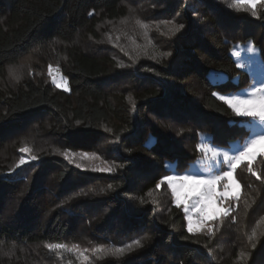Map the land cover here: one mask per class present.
I'll use <instances>...</instances> for the list:
<instances>
[{
	"label": "trees",
	"instance_id": "obj_1",
	"mask_svg": "<svg viewBox=\"0 0 264 264\" xmlns=\"http://www.w3.org/2000/svg\"><path fill=\"white\" fill-rule=\"evenodd\" d=\"M127 1L0 0V249L10 252L0 264H52L45 243L111 249L135 240L143 247L121 258L92 253L91 264H264V183L246 165L236 173L237 222H215L212 236L189 233L166 185L155 189L198 160L204 137L226 146L244 136L248 119L213 93L243 87L237 43L252 41L264 59V8L256 18L228 7L231 0H158L142 19L183 18L187 27L161 37L153 30L160 53L170 55L136 61L113 45H93L103 25L127 16ZM27 57L28 76L10 81L9 68ZM49 64L68 91L52 84ZM105 140L117 142L111 174L81 171L54 151L94 152ZM34 144L39 158L12 171L19 149ZM254 169L264 174V157Z\"/></svg>",
	"mask_w": 264,
	"mask_h": 264
},
{
	"label": "snow or ice",
	"instance_id": "obj_2",
	"mask_svg": "<svg viewBox=\"0 0 264 264\" xmlns=\"http://www.w3.org/2000/svg\"><path fill=\"white\" fill-rule=\"evenodd\" d=\"M227 2V0H226ZM228 7L233 8L238 12H250L251 16L261 18V9L264 8V0H231L228 3ZM92 13H89L91 15ZM136 23L145 30L150 25L137 20ZM165 26L171 25L169 31L172 34L180 31L184 27L183 24L176 25L173 21H165ZM159 25L156 28L159 29ZM119 39V38H117ZM134 43V41H133ZM123 50V49H122ZM247 52L255 54L258 49L255 44L249 43L247 46ZM232 54L237 58L240 57V51L233 49ZM162 57L169 56L170 53L164 52L159 54ZM152 59H156L155 56ZM135 62V61H134ZM120 64L118 67H124ZM238 68H244L243 63L237 64ZM55 73V74H54ZM9 74L17 83L20 81L21 76L18 74L17 68H9ZM48 76L51 78V82L57 88H63L64 91H68V80L60 74L59 68H53L51 64L48 65ZM214 96L222 101L236 117L248 118L249 121H254L252 125L253 134L249 139L245 141L242 147L235 153L224 151L214 145L208 143H198L196 145L197 150L201 153V161L217 166L218 172L211 176L203 174H196L190 171L184 173L174 172L169 175H165L159 179L155 185L156 190H161L162 186L167 187L171 195V202L176 208L183 207L185 213V219L187 221V231L189 233H202L206 232L209 236L215 233V222H222L225 218L231 216L232 222H237V217L233 215L239 207L241 201V183L236 177L237 170L246 165L248 173L254 176L257 180L264 183V174L254 169V163L258 157H264V149H257L258 145H264V82L253 84L249 86V90H242L240 93H226L218 94L213 93ZM135 106V105H133ZM260 131H255L256 128ZM110 131V129H106ZM59 155H62L69 163H75L77 168H82V163H76V157L83 160H96L100 159L95 152L88 153H75L68 150L60 151L55 149ZM21 153H31L32 149L24 146L19 149ZM39 157L31 154L28 159L21 156L19 162L15 165V169L20 168L31 161L37 160ZM227 170H224V167ZM113 165L108 164L107 161L103 162L101 167H93L91 170L95 172L111 173L115 171ZM109 189L113 188V185H108ZM149 196L152 195L150 191ZM144 200L141 198V203ZM152 203H156L153 199ZM251 205L245 201V210ZM195 209L196 220H193L192 210ZM264 220V217H261ZM195 224V227H194ZM256 233L253 230L252 235L248 237L249 241H252ZM255 247V244L252 245ZM44 247L51 253H55L58 258H62L60 253L62 250L68 253H75L79 264H91L89 257L85 254L88 250H80L78 246L69 248L63 243H45ZM143 247L140 240H135L131 244L124 245L122 247H113L108 249L104 244H98L90 251L93 254L104 253L115 258L123 257L127 252L132 251L133 248ZM207 247V245L205 246ZM0 255H10V252H4L0 249ZM243 255V254H241ZM71 264V262H69Z\"/></svg>",
	"mask_w": 264,
	"mask_h": 264
},
{
	"label": "rangeland",
	"instance_id": "obj_3",
	"mask_svg": "<svg viewBox=\"0 0 264 264\" xmlns=\"http://www.w3.org/2000/svg\"><path fill=\"white\" fill-rule=\"evenodd\" d=\"M135 0H128L126 2V4L129 6V11L127 16L117 20V21H112V22H107L105 25H103L102 27L104 28L102 30V39L93 44L95 48H100L99 46H102V44L104 45H113V47L115 46V50L116 51H120L123 54L127 55L128 57L133 58V60H140L142 58H145L148 54L149 55H153L156 56L157 53H160V48L157 46V43H155V36L153 34V30H157L156 25L160 26L159 33H157V36H166L170 33L169 28L171 27V25L165 26V23H160V24H156V23H152L153 20H150L148 17L147 20H144V18L142 19V9L145 8L147 9V12L149 14L156 12L155 9H157V6L161 5L158 4V0H147L146 2H141L139 3V5L134 4ZM152 3H155L156 6H152ZM147 13V14H148ZM146 14V15H147ZM144 15V14H143ZM140 20L143 23H146L148 25H150V27L147 29V34L145 35V30L142 29L137 23L136 21ZM186 23V20H184ZM183 21V18H178L173 20V22L176 25H180L183 24L184 27L180 29V31L178 32H182L183 29L185 27H187V23L185 24ZM178 32H175L176 34ZM119 38V39H117ZM134 41V43H133ZM249 43L254 44L252 41H248L245 43H237L233 49H236L238 51H240L241 55L239 58H237L236 56L233 57L235 59V61L238 63H243L245 65L244 68H241L244 71V76L242 79L243 82V87L241 89H238L237 91H233L230 92L232 94L235 93H240L242 94V90H249V86L253 85V84H258L260 82H264V59L261 55L260 49L257 47L258 51L255 54L249 53L247 52V46ZM123 49V50H122ZM119 52V53H120ZM30 58L31 57H27L24 60L21 61L20 64H18L17 66L11 67V68H17L18 69V74L21 76V79H23L24 77L28 76V74L30 73ZM53 68H57L55 65H52ZM46 74L48 76V66L46 67ZM55 74V73H54ZM61 74V73H60ZM8 78L10 81L12 82H17L16 80H14L12 78V76L9 74ZM20 79V80H21ZM49 79L51 80V78L49 77ZM234 82L237 83L239 82V78H235ZM63 89V88H61ZM248 119V118H247ZM243 127L241 128V131L244 132V136L240 137L239 139H237L234 142L229 143L228 145L224 146H216L224 151H228L230 153H235L237 152L242 145L245 143V141L247 139H249L251 137V135L253 134V128L252 125L255 124L254 121H249V120H244V122H242ZM255 131H260V129L257 127L255 129ZM28 141V140H26ZM203 143H208L213 145L211 142H209V139H206V137H204V141ZM47 144L50 145V142H48ZM27 146L29 148L32 149L31 153H21L18 151L16 158H13V163H12V168H15V165L19 162V159L21 156H24L26 159L29 158V156L31 154L37 155L38 152V145L36 146L35 144L33 146L30 145H23L22 147ZM116 146H117V142L114 140H105L103 141L98 150L94 151L97 156L100 157V159H96V160H81L79 157H76V163H82L84 165V167L82 168H78L81 171H86V172H91L94 174H111V173H115L117 171V169L119 168V163L117 162L116 159ZM54 149H59L60 151H64L62 148H60L57 145H54ZM257 149H264V145H258ZM74 152V151H71ZM58 153V152H57ZM75 153H82V152H75ZM88 153H92V152H88ZM201 153L199 155V158L196 162L192 163L188 169H186L185 171H190L192 173H196V174H203L206 176H211L213 174H216L218 172V168L217 166L213 165V164H209L206 162H202L201 159ZM258 159V158H257ZM107 161L108 164L116 166L115 167V171L111 172V173H102V172H95L92 171L91 169L93 167H101L103 166V162ZM33 161H31L29 159L28 163H31ZM27 163V164H28ZM25 164V165H27ZM72 165L75 166V163H71ZM24 166V165H22ZM21 166V167H22ZM13 168V169H14ZM16 170V169H15ZM224 170H227V167H224ZM183 172H179V173H184ZM177 172L176 170L172 171L170 174ZM169 175V174H168ZM236 175V174H235ZM93 187L95 185H92ZM183 209V207H182ZM184 211V210H183ZM192 214H193V220H196V214H195V209L192 210ZM187 223V221H186ZM195 227V224H194ZM69 248L73 247V246H78L80 250H85L87 249L88 251L85 253L89 259L90 256L92 254V252L90 251L93 247L95 246H91L88 243H85L83 245H67ZM54 258H55V262H53L52 264H69V262H71V264H79V260L76 257L75 253H68L67 251L62 250L60 255L62 258H58L56 256L55 253H53ZM66 257V258H65ZM68 261L67 263H65V261Z\"/></svg>",
	"mask_w": 264,
	"mask_h": 264
}]
</instances>
